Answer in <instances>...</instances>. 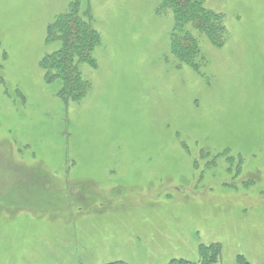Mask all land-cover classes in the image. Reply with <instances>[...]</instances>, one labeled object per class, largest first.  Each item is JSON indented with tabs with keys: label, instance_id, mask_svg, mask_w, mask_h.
I'll return each mask as SVG.
<instances>
[{
	"label": "rangeland",
	"instance_id": "obj_1",
	"mask_svg": "<svg viewBox=\"0 0 264 264\" xmlns=\"http://www.w3.org/2000/svg\"><path fill=\"white\" fill-rule=\"evenodd\" d=\"M75 1L0 0V264L197 261L213 243L218 264H264V0H199L223 42L200 20L184 38L165 0H78L100 39L66 102L41 65Z\"/></svg>",
	"mask_w": 264,
	"mask_h": 264
},
{
	"label": "trees",
	"instance_id": "obj_2",
	"mask_svg": "<svg viewBox=\"0 0 264 264\" xmlns=\"http://www.w3.org/2000/svg\"><path fill=\"white\" fill-rule=\"evenodd\" d=\"M80 1V0H79ZM165 5L172 11L175 20V29L184 33V38L189 35L188 28L196 27L195 23L200 20L204 33L208 36L210 32L218 35V41L223 42L226 34L222 14H212L201 7V1L188 0H165ZM91 11L82 9L80 2L75 1L71 9L59 16L48 26L45 45L55 50L51 55L44 58L42 68L45 70L46 81L49 84L62 83V89L58 93L66 102H74L81 97L75 94L76 88L83 91V94L91 87L83 80L77 71L73 61L83 60V57L93 50L99 42V35L93 31ZM188 31V32H187ZM224 33V34H223ZM98 37V38H97ZM215 40V42H218ZM195 41V39L193 40ZM196 42V41H195ZM185 43L182 39H174L173 48L180 57L188 59L195 50L188 54L185 52ZM194 56V55H193ZM191 57V59L193 58ZM77 71V72H76ZM82 94V95H83ZM222 249L219 243L210 245L201 244L198 248V260L190 261L183 258H174L166 264H218L221 261ZM239 264H250L243 257H239ZM108 264H127L123 261H116Z\"/></svg>",
	"mask_w": 264,
	"mask_h": 264
}]
</instances>
